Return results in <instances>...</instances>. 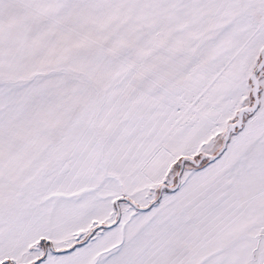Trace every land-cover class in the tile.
Here are the masks:
<instances>
[{
  "label": "snow or ice",
  "instance_id": "obj_1",
  "mask_svg": "<svg viewBox=\"0 0 264 264\" xmlns=\"http://www.w3.org/2000/svg\"><path fill=\"white\" fill-rule=\"evenodd\" d=\"M0 264H264V0H0Z\"/></svg>",
  "mask_w": 264,
  "mask_h": 264
}]
</instances>
